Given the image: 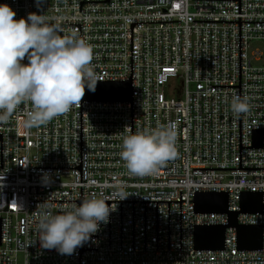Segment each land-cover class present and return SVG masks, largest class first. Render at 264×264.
<instances>
[{"label":"built area","instance_id":"1","mask_svg":"<svg viewBox=\"0 0 264 264\" xmlns=\"http://www.w3.org/2000/svg\"><path fill=\"white\" fill-rule=\"evenodd\" d=\"M45 15L60 34L93 48L98 82L132 81L129 101L81 100L68 113L26 128L30 104L0 123V264H264V0H0ZM259 41L262 48L252 49ZM22 63L27 64L25 59ZM183 80L182 95L169 90ZM233 95L251 110L231 111ZM174 123L177 156L156 174H129L123 136ZM262 132V146L254 138ZM226 191L240 224L263 226L262 247L198 249L195 226L227 224V212H196L195 194ZM262 192V212H242L243 192ZM120 195H128L116 200ZM96 196L108 222L72 254L41 247L43 204L57 213Z\"/></svg>","mask_w":264,"mask_h":264},{"label":"clouds","instance_id":"2","mask_svg":"<svg viewBox=\"0 0 264 264\" xmlns=\"http://www.w3.org/2000/svg\"><path fill=\"white\" fill-rule=\"evenodd\" d=\"M15 16L8 4H0V123H6L21 104H30L24 126L39 127L80 107L85 88L94 91L100 77L93 65L92 46L77 32L60 34L45 15L29 13L27 19L18 20ZM25 59L27 64L22 63ZM230 107L237 117L249 113V96L233 95ZM176 140L174 123L135 133L129 129L119 155L129 174H156L177 156ZM108 200L91 196L57 213L43 204L36 221L41 247L72 254L89 241L101 222H108L110 212L116 210Z\"/></svg>","mask_w":264,"mask_h":264},{"label":"water","instance_id":"3","mask_svg":"<svg viewBox=\"0 0 264 264\" xmlns=\"http://www.w3.org/2000/svg\"><path fill=\"white\" fill-rule=\"evenodd\" d=\"M88 101H129L132 99V81L97 82L95 90L85 88L82 98ZM255 146H262V132L254 138ZM229 195L226 191H202L195 194L196 212H227V224H198L195 226V246L198 249L220 250L225 247V233L228 226H234L238 234V246L241 249L256 250L262 247L263 226L261 224H240V211L228 210ZM242 212H262L263 193L246 191L241 195Z\"/></svg>","mask_w":264,"mask_h":264},{"label":"rangeland","instance_id":"4","mask_svg":"<svg viewBox=\"0 0 264 264\" xmlns=\"http://www.w3.org/2000/svg\"><path fill=\"white\" fill-rule=\"evenodd\" d=\"M263 44L259 41L252 42V49H259L262 48ZM185 89V85L183 83V80L179 77L172 78L169 82V90L172 93L173 96L182 95Z\"/></svg>","mask_w":264,"mask_h":264}]
</instances>
